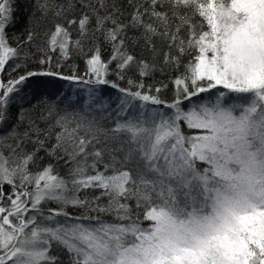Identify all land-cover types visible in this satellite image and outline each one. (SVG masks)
Listing matches in <instances>:
<instances>
[{
	"label": "snow or ice",
	"instance_id": "6c2138e0",
	"mask_svg": "<svg viewBox=\"0 0 264 264\" xmlns=\"http://www.w3.org/2000/svg\"><path fill=\"white\" fill-rule=\"evenodd\" d=\"M25 3L55 22L10 37L21 3L0 0V264H264V0H129L126 21L115 0ZM41 77L85 88L33 103Z\"/></svg>",
	"mask_w": 264,
	"mask_h": 264
},
{
	"label": "trees",
	"instance_id": "16d2710c",
	"mask_svg": "<svg viewBox=\"0 0 264 264\" xmlns=\"http://www.w3.org/2000/svg\"><path fill=\"white\" fill-rule=\"evenodd\" d=\"M73 2H75V0H73ZM109 2L111 3L112 0H109ZM115 2L121 7V11L124 13V19L126 21L128 18V13L131 11V8L129 7V0H115ZM20 3H21V10L17 14L18 22L14 27L9 28L8 30L9 36L23 39L26 37L27 31L29 29H32L37 33L36 44L43 45L46 40L45 33L49 31L51 25L55 22L54 18L51 15L47 18L41 17L40 12L37 11L35 7H33L30 3H25V0H20ZM57 3H62L66 5L68 3V0H57ZM78 14H79V8H77L75 12L69 13V16L78 15ZM128 35L130 37H136L139 36V33L129 30ZM72 38L73 39L77 38V33L74 29L72 31ZM156 47L157 49L163 48L164 50H167L166 47H164V45H162L161 41L159 40L156 41ZM103 48H104V53H103L104 57L108 58V56L111 54V48L108 45H103ZM25 51H27V49H25ZM31 51L32 53L35 54L36 60H38L40 54L36 53L35 44L32 46ZM87 51H88V45L86 43L85 52ZM133 51L135 55H137V57H143L148 60L153 59V54L148 49L145 48L142 42L138 45H133ZM83 61H84L83 54H77L74 52L72 58L65 63L64 71L65 72L69 71L70 67L73 65L79 67V69L83 71L84 69ZM35 66H36L35 60H30L28 63V67L34 68ZM127 75L129 78L135 79L137 77L135 67H133V69L130 70ZM173 75H174L173 69L168 68L162 72L160 70V67L158 66L153 76L148 78L145 82L147 84H157V85H159L160 83L168 84V88L164 89L160 95L161 98L163 99H169L173 94V85L171 84V78ZM110 79L116 80L117 77L115 75H112L110 76ZM118 82L121 83L122 85H126V81H118ZM28 88L29 90H34L37 93L36 98L33 99V103H35L37 100L41 99L42 93L46 91H51L53 88H60L62 89L63 92L74 95L77 92V90L84 89L85 86L74 82L69 83V82L61 81L59 79L41 77V78H33L32 80H30L28 82ZM105 92L106 94L109 93L111 94V98L113 102L116 101L117 93L115 92V90H112L110 87H106ZM114 108H115V103H113V110ZM109 114L110 113H97L95 110H93L92 112L89 113V118L94 117L102 125L103 124L111 125L112 119H115V117H112V119H108ZM41 155L44 154L41 153ZM47 162L48 160L46 159L45 163ZM56 169L62 175L66 171L63 164H56ZM84 195L85 193H81L82 197ZM87 195L91 197L93 193H88ZM95 195H99V193L97 192L95 193ZM101 203L107 204V199L105 198L104 200L101 201ZM102 219H104L106 222H112L113 218L111 216L102 214Z\"/></svg>",
	"mask_w": 264,
	"mask_h": 264
}]
</instances>
